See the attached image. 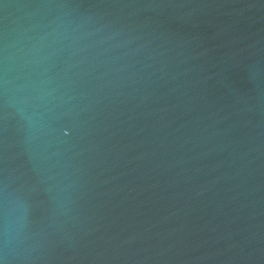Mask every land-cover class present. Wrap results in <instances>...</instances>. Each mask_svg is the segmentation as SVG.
Instances as JSON below:
<instances>
[{"label": "water", "instance_id": "obj_1", "mask_svg": "<svg viewBox=\"0 0 264 264\" xmlns=\"http://www.w3.org/2000/svg\"><path fill=\"white\" fill-rule=\"evenodd\" d=\"M0 264H264V0H0Z\"/></svg>", "mask_w": 264, "mask_h": 264}]
</instances>
